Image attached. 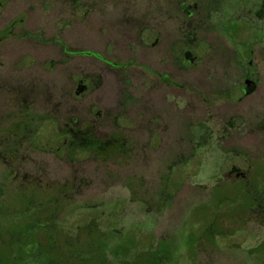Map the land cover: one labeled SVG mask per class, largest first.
Returning <instances> with one entry per match:
<instances>
[{"label":"flooded vegetation","instance_id":"obj_1","mask_svg":"<svg viewBox=\"0 0 264 264\" xmlns=\"http://www.w3.org/2000/svg\"><path fill=\"white\" fill-rule=\"evenodd\" d=\"M136 1L111 0L107 4L106 0H51L43 11L52 10L56 36L45 42L38 33L40 28H34L37 33H30L34 25L24 20L23 0H0V11L10 4L20 7L16 19L0 28V58H14L16 69L24 72L40 64L56 76L49 104H23L16 109L2 104L0 109V264H27V260L29 264H81L76 262L77 256L82 264L105 262L107 252L112 250L106 242L99 257L91 246L79 253L75 248L80 243L78 226L76 232L66 235L58 231L54 219L60 198L70 197L73 201L94 185L96 178L92 180L85 166L93 161L105 168L107 159L121 156L128 143L132 144L137 167L132 183L127 185L130 202L136 203L145 215L153 213L155 206L165 208L171 204L185 184L188 171L198 176L207 169L211 184L204 189L211 198L219 189L238 191L222 197L235 210L232 217L247 221L252 214L264 216V150L251 152L249 148L251 143L257 147L264 142V0L178 2L173 10L181 23L172 42L165 41L170 10L163 22L148 24L139 19ZM192 18H196L201 31L205 26L211 27L217 42L209 46L201 38L196 41L194 52V33H186L184 23ZM92 26L104 30L98 44L91 43L95 42L96 31ZM70 27L81 29L72 30L71 38L67 35V40H63ZM16 30L22 32L17 37ZM84 30H89L91 37L79 34ZM79 36L85 43L83 50L74 45ZM222 43L227 55H223ZM201 46L205 47L204 54H199ZM49 48L55 55H44V49ZM146 51H150L149 56ZM214 51L217 55L210 57L208 54ZM24 55L29 62L20 66ZM80 61L81 67L76 65ZM188 69H197V73L187 84ZM28 79L18 89L20 95L40 99L46 96L36 88L37 79ZM63 79L67 91L60 94L58 81ZM96 89L100 90L102 111L89 105L83 110V118H76L74 101ZM116 96L124 98L121 106L130 114L131 141L117 133L106 135L104 131L92 130L109 121L104 120L107 115L113 117L111 108L115 105L110 103ZM114 118L112 125L127 121L123 114ZM247 141L250 144L246 147ZM24 146L50 155L55 164L61 156L69 167L66 181L47 183L45 169L50 172V168L41 159L35 173L42 183H21L31 174L20 162L21 155L36 153L26 151ZM155 153L165 159L162 194L157 199L149 177ZM206 157L211 163L204 162ZM201 186L202 183L197 184ZM11 197L16 205L11 204ZM20 201H27L28 206L19 207ZM203 216L201 221L207 218ZM18 217L20 221L27 220V227L16 237L5 228L16 226ZM91 220L83 222V236L104 239L106 232L99 231ZM217 221L218 218L211 219L208 236L223 234ZM122 234L118 230L111 238L118 240L119 249ZM7 235L9 241L4 242L2 238ZM58 238L68 251L58 253L59 259L55 260ZM119 264L125 263L119 260ZM128 264L132 263L128 260Z\"/></svg>","mask_w":264,"mask_h":264},{"label":"rangeland","instance_id":"obj_2","mask_svg":"<svg viewBox=\"0 0 264 264\" xmlns=\"http://www.w3.org/2000/svg\"><path fill=\"white\" fill-rule=\"evenodd\" d=\"M50 1L23 0L22 2V9L25 8L23 11L24 20L34 25L30 29V33H37L35 29L40 28L41 30L38 33L41 35V40L45 42L52 40L56 36L55 29L52 26V10L43 11L46 8L45 3H49ZM110 1L106 0V3L109 4ZM181 1L196 2V0H137L136 4L140 12L139 19L146 21L148 24L155 20L163 22L168 17L166 11L170 10L167 30L165 28V41L172 42L177 37V25L181 23V19H179L173 9ZM29 5H32V11L30 12L28 10ZM19 8L10 4L7 6V9L0 11V28L9 23V21L16 19ZM184 23L186 25V33H194V41L191 43L194 52L196 50V41L201 38L209 46L213 42H217V36L211 32V27L205 26V30H199L200 26H198L196 18L184 20ZM207 25L210 24L207 23ZM92 27H95L96 31H94L93 37L95 42L91 43L98 44L103 38L102 31L104 30H99L96 26ZM206 27H209V29H206ZM71 28L64 33L63 40H67V35L68 39L71 38L70 33L72 30L81 29L80 27ZM162 28L160 29L161 31ZM194 29H197V31ZM21 33L20 30H16L14 35L17 37ZM79 34L91 37L89 30L81 31ZM82 40L83 38L80 36L78 40L75 39L74 45H79L75 46L76 48L79 47L78 50H83L85 43ZM123 47L124 51H126L125 45ZM222 49H224L223 55H227V48L223 43ZM198 50L199 54H204L205 47L201 46ZM44 52V55L46 54L48 57L55 55L51 48L48 50L44 49ZM149 52L146 51V55L149 56ZM208 55L213 57L217 55V52H210ZM13 59L0 58V109H2V104L6 105L9 109H16L23 104H49L51 99L49 93L51 92V88H53L52 83H54L56 78L54 73L46 72L40 64L31 66L25 72L24 70H17ZM22 59L18 65H27L29 58L24 55ZM76 65L81 67L82 61ZM196 71L197 69H188L186 73L187 84L194 77V74L197 73ZM28 76L34 80L37 79V84L35 83L36 88L45 92L46 96L40 99L35 95L22 96L18 93V89L29 80ZM58 82L60 94L65 93L67 89L62 85L65 83V79ZM97 87H99L98 84ZM123 99L121 96H116V99L110 103L115 105V107L111 108L114 110L111 114L113 117L107 115L104 120L109 121H105L100 127L92 128V130L104 131L106 135L117 133L127 137L131 141L130 114L126 112V107L121 106ZM89 105L97 111H102L103 105L100 100V90L96 89L90 95L74 101L75 117L82 119L83 110ZM42 113H45V111H42ZM121 114H123V117L127 121L114 122L117 125H112L111 121L115 119L114 115L120 116ZM65 118V116L61 117L63 120ZM94 118L97 119L96 117ZM248 143L247 141L244 146L247 147L250 144ZM253 145L252 143L249 145L251 152L264 150V142L257 144V147ZM131 146V143L125 144V151L121 156L107 159L105 168H99L97 162L91 161L85 168L88 169L92 180L94 177L96 178V180L92 181L94 185L90 186L87 191L81 192L73 201L70 197L60 198L62 201L57 206L54 223L58 231L66 235H72V233L76 232V226H78L80 231H77L76 234H78L80 239L78 241L81 243L78 245L80 248L78 251L82 252L92 246L99 257L105 241L111 239L114 232L119 230L123 233L119 244L121 249L115 251L118 240H112L107 247L112 250H107L106 263L119 264V260L129 259L132 264H264V250H260L264 246V216L252 214L247 221L232 217L236 212L222 200V197L223 195L225 197H228L230 194L236 195L238 191H232L228 188L219 189L217 193L213 192L214 195L211 198L210 193L204 189L205 185L211 184V180L208 179L209 173L207 169H204L198 176H194L192 172L188 171L185 184L176 193L170 205L165 208L155 206L154 212L149 215L142 213L136 203L130 202L131 193L127 187V185L132 183V177L136 173L137 168L134 165ZM24 149L28 152L34 151L36 153H22L20 162L26 169V173L31 174H28L30 176H27L26 179L21 180V183H42L41 177L37 172L35 173L37 167H40L41 159L48 162V168H50V172L45 169L46 174L44 179L47 183L56 181L57 179H59V184L66 181L69 175V167L61 161V156L59 163L55 164L49 159L50 155L46 153H40L35 148L32 150L29 146H24ZM204 162L211 163V160L206 157ZM164 165L165 159L161 154L155 153L149 172L155 199L158 198V195L162 194L160 189ZM10 181L14 183L13 178ZM200 183L203 184L202 188L197 187V184ZM10 201L12 205L13 203L16 205L13 197L10 198ZM221 204L222 206H220ZM18 206L25 208V206H28V203L27 201H24V203L20 201ZM200 206L201 208L196 212ZM204 214L207 218L205 221H201ZM213 218H218V226L222 229L221 232L223 233L220 236L212 237L206 234L207 228L212 225L211 219ZM91 219H94V225L99 231L106 232L104 239H100L95 235L88 238H86V235L83 236L82 232L85 229L83 222ZM12 222L13 220H11ZM16 226L13 225L10 228H5V231L12 232V234H16L15 236L18 237L19 231H26L27 220L20 221L18 217ZM2 240L8 242V235L3 237ZM68 242L73 243V241ZM58 243V248L55 249V260L59 259L58 253L68 251L66 246L62 244L63 240L61 238H58ZM126 248H134L131 251L133 254L130 257L125 251ZM2 252L0 250V256H2ZM116 252L119 253L117 259L113 256ZM29 262L30 260L26 261L27 264ZM91 264L105 263L96 260V262Z\"/></svg>","mask_w":264,"mask_h":264},{"label":"trees","instance_id":"obj_3","mask_svg":"<svg viewBox=\"0 0 264 264\" xmlns=\"http://www.w3.org/2000/svg\"><path fill=\"white\" fill-rule=\"evenodd\" d=\"M111 241H112L111 239H107V240L105 241V242L107 243V244H106L107 247H108V244H109ZM75 243H76V242H75ZM80 244H81V243H78V244L75 245V248H77V249H76L77 252H79L78 250H79L80 248H79L78 245H80ZM90 248H92V250H94V248H93L92 246H91ZM117 248H118V246H117ZM118 249H119V248H118ZM131 249H134V248H130V249H129V248H126V249H125V251L127 252V255L130 253V250H131ZM92 252H93L94 254H98V253H95V251H92ZM79 253H81V252H79ZM82 254H83V253H82ZM94 254H93L92 256H94ZM118 255H119V253L116 252V253H114L113 256L115 257V259H117ZM79 258H80V256H77L76 259H77L78 261H76V262L82 264V263H83V260H82V259L79 260ZM128 260H129V259L123 260V262H124L125 264H128ZM126 261H127V262H126ZM129 262H130V261H129ZM104 263H105V264H109V263H106V261H105Z\"/></svg>","mask_w":264,"mask_h":264}]
</instances>
